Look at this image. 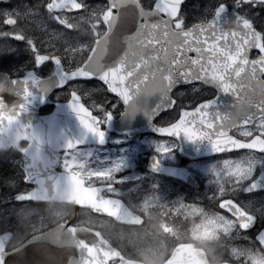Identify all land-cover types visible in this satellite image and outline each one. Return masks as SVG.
<instances>
[{"label": "flooded vegetation", "instance_id": "af4514ba", "mask_svg": "<svg viewBox=\"0 0 264 264\" xmlns=\"http://www.w3.org/2000/svg\"><path fill=\"white\" fill-rule=\"evenodd\" d=\"M216 2L206 6L207 19L213 17ZM13 25L0 23V33L6 35ZM7 47L0 44V72L15 78L32 69L30 52ZM52 70L49 62L36 73L46 77ZM228 79L233 78L229 75ZM3 88H8L7 81ZM63 91L55 93L57 100H63ZM215 91L176 87L171 94L175 108L171 106L158 114L159 120L154 119L160 128L171 127L166 134L112 131L105 144L57 150L44 143L49 137L45 126L9 125L10 132H0V143L6 145L0 149V258L7 256L8 264H49L46 244L35 242L51 228L68 223L72 230L99 231L124 258L140 264H164L174 254L191 256L194 249L202 251L210 263L264 264V236L257 238L264 229V163L250 167L252 161L264 160V103L261 96L239 88L235 94L219 92L212 105L199 103V97L208 98ZM102 99H108L105 91ZM102 99L96 104L101 105ZM113 103L108 100L103 111L94 110L102 130L110 127L105 123L106 114L118 117L123 112L122 103L112 107ZM52 109L46 106L40 114ZM151 163L156 164L155 169ZM97 168L105 169V175H97ZM252 172L258 177L241 178ZM66 173L82 178L87 187L107 184L103 195L119 201L100 214L91 206L96 194H89V205L80 207L33 195L40 192L36 183L23 180L46 179L45 191L48 179H58V183ZM250 184L252 188H248ZM57 189L73 194L86 191L80 179L73 188ZM18 192L22 198L16 200L13 197ZM225 200L236 204L239 214L226 209ZM50 209L57 214L49 219ZM253 215L256 219L247 229ZM118 262L109 258L107 264Z\"/></svg>", "mask_w": 264, "mask_h": 264}, {"label": "water", "instance_id": "95a60500", "mask_svg": "<svg viewBox=\"0 0 264 264\" xmlns=\"http://www.w3.org/2000/svg\"><path fill=\"white\" fill-rule=\"evenodd\" d=\"M107 1L112 13L116 15L115 23L106 28L105 34L93 46L87 61L80 68L70 72L64 70L63 64L62 68L58 69L55 65V70L51 76L43 80L37 76L36 83H33V78L30 77L10 80L9 94L3 96L0 94V124L10 125L15 122L18 123L19 121H15V117L19 114V112H16V109L27 107L30 115L34 118L38 117V123L54 126H56L55 124H65L69 127L74 124H80L81 128L77 129L76 132L85 134L84 140L94 141L96 140V136L94 135L96 129L91 128L89 125L94 124L97 119L83 104L81 96L75 91H72L74 94L71 95L67 102L56 103V107L52 113L46 116H38L37 114L39 108L49 102L50 93L57 88H61L56 86V83L64 79L70 80L74 76L99 75L108 82L110 89L114 90L121 97L130 94L128 80H131L133 83L138 82V86L131 89V92L137 94L133 96L128 105L124 104L125 111L122 116L112 121V123L121 126V131L129 132L132 128L127 126H131L130 124L134 125L136 123L135 117L141 115L143 119L137 122L139 123V127L136 128H139L138 130L140 131L154 130V116L159 110L165 108L164 104L168 97H170L172 89L179 84L177 83L175 86L169 87V78L179 81L181 76L177 69L192 67V64L186 59L188 51L185 52L184 48L191 43L190 39L193 38V35L195 38L208 39L217 37V33L226 32L231 36L234 31H243L239 23L234 22L235 18L232 15L235 11L234 8L229 9L226 4L225 12L218 15L215 14L216 19L213 21V24L206 28L216 30L215 33L212 34L194 28L191 30L190 36H186L182 30H175L170 21L167 23V27H165L167 20L165 12H171V8L168 7L169 0H159V4L163 5V8L154 10L158 7L154 5L153 9L149 11L143 8L139 0ZM74 2L78 1L74 0ZM171 3L175 4V0H171ZM63 10L60 9L59 11ZM68 12L72 11L68 10ZM138 22H143L146 25L145 35L149 31L153 33L152 38L156 40V43L143 45L142 54L139 50L141 46L138 45L136 55L131 56L129 44L132 43V38L128 36V32ZM153 25L155 27H151ZM228 43H232V41L230 40ZM176 52L180 53L179 57L176 56ZM121 56H130V59L133 61L131 65L125 63V71L129 67H134L135 62H140V67L127 79L120 73L111 70ZM145 60L149 61L147 66L144 63ZM173 61H176V63H173ZM60 63V59L55 61L57 65ZM145 74L147 75V79L142 80L141 77ZM42 94L43 99L41 100L40 96ZM133 105H135L134 112H132ZM146 113L148 116H152L151 120L145 115ZM50 131L58 133L57 128ZM69 131L73 132L74 130ZM75 178L73 175L64 176L58 183V179H48L49 188L45 191L44 184L47 180H39L40 183L36 184V187L40 189V192L32 193L50 201H73L83 198L87 195L86 191H82L80 194H73L67 190L58 191L57 189V186L59 189L64 187L66 189L73 188L76 184ZM103 187H96L98 196H100L99 190ZM105 203L106 201L103 202V204ZM68 226V223L56 226L39 236L38 239L40 240L35 242L39 245L46 244L45 251L49 253V258L47 259L49 264H82V260L86 258L80 260L74 253L75 244H85L78 241L83 236H93L91 243L88 241L87 243L96 247L94 249L96 257L93 259L95 264H105L112 254L115 255L114 257L121 259L118 264H138L137 262L124 259L99 233L85 228L80 229V231H74L68 228ZM94 235H96V238ZM87 251L90 250L87 249ZM194 255L178 258L176 254L164 264H208L202 258H197Z\"/></svg>", "mask_w": 264, "mask_h": 264}, {"label": "snow or ice", "instance_id": "6c2138e0", "mask_svg": "<svg viewBox=\"0 0 264 264\" xmlns=\"http://www.w3.org/2000/svg\"><path fill=\"white\" fill-rule=\"evenodd\" d=\"M234 13L232 14L235 18L234 22H238L240 27L243 28V31H234L231 36L228 33H217L216 40L208 41L205 45V50L208 51L211 55L209 57L204 58V63H200V50L196 47H191L190 50L196 53L195 57H186V59L192 60V66L196 68L200 75L197 77L194 72H191L187 68L177 69L181 76L179 81L169 78V87L175 86V84L179 83L180 85H187L193 92H209L215 88L214 94H210L208 98H203V96L199 97V103L202 106L212 105L215 102V96L219 94V92H231L235 94L237 89L239 88L241 91L247 90L252 92L258 96H261V103H264V0H231ZM153 5H157V9L163 8V5L159 4V0H151ZM183 6V0H175V4L171 3L169 0L168 7L171 8V12H165V17H167L165 27H167V23L170 21L175 25V28L181 29L186 36H190L192 28L200 29L201 31L205 30L208 26L213 24V21L216 19V15L207 19V23L201 25L198 23H193L191 26H188V22L185 21L184 16L181 12V8ZM84 7L82 2H74V0H48L45 4V10L49 13H53L54 11H59L60 9H64L65 11H77L80 8ZM226 5L224 0H217L215 6L211 9L214 14H221L225 12ZM19 15V11L17 8L13 7L4 11H0V23L13 25L14 24V16ZM52 19L57 23V25L61 27H65L64 21L61 20L60 17L56 15H52ZM101 19L105 21V27L108 28L111 24L115 23L116 15L112 13L110 8H104L101 12ZM145 27L146 25L143 22L136 23L128 32V36L132 38V43L129 44V49L131 50L130 55L134 56L137 52V46L140 47V51L142 54L143 45L147 44H155L156 40L152 38L153 33L151 31L145 35ZM151 27H155L154 25ZM70 31V27L68 28ZM0 35H4L0 33ZM10 39L24 41V43L28 46V50L32 54V62L34 65V69H38L43 62L51 61L54 62L60 59L58 56L53 55L52 53L41 51L36 42L32 38H28L23 40L22 37L8 33L7 34ZM55 39V37H53ZM220 39L225 41L223 47H221L218 43ZM231 39L232 43L229 44L228 41ZM187 43V42H186ZM48 45H45L47 47ZM189 47H185L184 51L187 52ZM176 56L179 57L180 53L176 52ZM238 57H242L241 65L239 67L235 66L234 62ZM215 58V59H213ZM0 59H3L0 57ZM125 63L131 65L133 61L130 59V56H121L116 62L112 71H116L123 75L126 79L133 75V73L140 67V62H135L134 67H129L127 71H125ZM145 65L149 63V61H144ZM176 63V61H173ZM58 68H62V61L59 65L55 64ZM176 71V70H174ZM246 72V74H245ZM56 74V73H55ZM54 74V75H55ZM207 74V75H205ZM231 75L232 80L228 79V76ZM24 77L33 78V83H36L37 76L34 74V71H27L23 75ZM43 80L44 78H39ZM142 80L147 79V75H143L141 77ZM235 80L241 81L239 84L235 83ZM80 82L84 84H97L102 87V89L107 93L108 99H106L99 106L100 111L104 110L106 104H108V100L115 101L112 104V107H115L118 103H123L128 105L132 100L133 96L137 93L131 92L132 88H136L138 86L137 83H133L131 80H128L129 92L130 94L127 96H119L114 90H110V85L99 75H88V76H74L71 77L70 80L64 79L61 82L56 83V86L61 88L67 86L68 96L73 95L74 93L70 90L74 85H80ZM86 94V93H85ZM40 99H43V94L40 96ZM172 108H175L176 102L173 98L171 100ZM70 106V105H69ZM164 110H168L165 108ZM135 111V105L132 106V112ZM158 112L155 116L159 120ZM111 115V112H109ZM149 120L152 119V116H148L145 114ZM176 115H179V111H177ZM219 116V113L216 114ZM107 123V121H105ZM154 131L158 132V127H154ZM101 139L100 143H103V133L99 134ZM71 147V143L68 145ZM156 151H159V147H156ZM155 160V157H153ZM119 167V165H116ZM150 167L152 169L156 168V164L151 163ZM25 183L35 182L39 184L40 181H33L29 178H23ZM255 189V188H253ZM248 190V189H246ZM14 199H21V193H17ZM26 199H31V197H24ZM255 216L253 215L251 218V223L247 226V229L252 226L255 221ZM264 236V229H261L257 235V238ZM0 264H8V257L3 256L0 258Z\"/></svg>", "mask_w": 264, "mask_h": 264}, {"label": "rangeland", "instance_id": "374dc122", "mask_svg": "<svg viewBox=\"0 0 264 264\" xmlns=\"http://www.w3.org/2000/svg\"><path fill=\"white\" fill-rule=\"evenodd\" d=\"M227 1L231 2V0H227ZM35 5L42 12L45 10V5L44 7L40 3ZM105 7L106 5H103L100 2H90L89 4H87L85 10L78 14L57 15L55 13H49L46 10L44 13L46 14V17H44L43 13H33V14L35 15V17H40L39 19L40 22H38L39 24L38 23L36 24L41 26L42 28V32H40V34L42 33L43 35H45V38L43 39L45 45H48L47 47H50L53 50L62 52L65 57L67 65L70 67L71 66L75 67L87 56L89 49L92 45L90 42L91 39L94 41L96 38H98L101 35V33L105 31V25L103 19H101V12ZM30 12L32 11L28 7V11L26 12L22 11L19 13V15L15 17L17 18L27 17L30 15ZM52 15H56L60 17L61 20L64 21L65 27L60 26L61 28H51L52 25L57 24L52 19ZM30 16L32 18V15ZM30 19L27 21L30 23L31 27H34V22H33L34 19L33 20ZM19 24L22 25L21 23ZM69 27H70V31L68 30ZM20 28L21 26L17 25L11 28L8 31V33L22 37L17 31V29L20 30ZM53 37H55V39H53ZM83 86L84 85H79V87H83ZM83 90L84 93H86V96H90L92 93V89H90L89 87H83ZM263 163L264 160H255L250 163V167L251 169L257 166L260 167ZM95 173L97 175H102V174L105 175L106 170L103 168L102 169L97 168ZM258 175L256 174V172L254 173L252 172L251 175H244L241 176V178L246 181H250L253 178L258 177ZM56 214H57V210L50 209L48 212L49 219L50 217H55ZM38 220L39 219H36V221ZM44 221L45 220L43 219L41 222L43 223Z\"/></svg>", "mask_w": 264, "mask_h": 264}, {"label": "trees", "instance_id": "16d2710c", "mask_svg": "<svg viewBox=\"0 0 264 264\" xmlns=\"http://www.w3.org/2000/svg\"><path fill=\"white\" fill-rule=\"evenodd\" d=\"M46 2H48V0H10L9 4L11 5H16L15 8L18 9L19 12H26L28 11V7L29 9L32 11V13H43L44 17H46L45 10L42 12L40 9L37 8V6L35 4H41L44 5L46 4ZM103 3V2H102ZM34 20V29L38 31V33L41 32V26L37 25L36 23L40 22V17H35V15L32 17ZM39 24V23H38ZM59 27V25H52L51 28H57ZM30 37H33L34 41L36 42V44L38 46H40V48L42 49H46L45 48V43L41 42V36H37L35 33H32V35ZM43 45V46H42Z\"/></svg>", "mask_w": 264, "mask_h": 264}, {"label": "bare ground", "instance_id": "6f19581e", "mask_svg": "<svg viewBox=\"0 0 264 264\" xmlns=\"http://www.w3.org/2000/svg\"><path fill=\"white\" fill-rule=\"evenodd\" d=\"M258 162V161H257Z\"/></svg>", "mask_w": 264, "mask_h": 264}]
</instances>
